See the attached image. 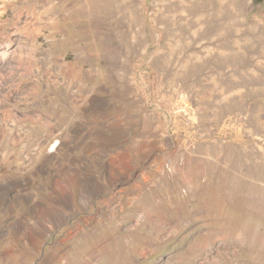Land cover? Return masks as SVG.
Returning a JSON list of instances; mask_svg holds the SVG:
<instances>
[{"label":"rangeland","instance_id":"obj_1","mask_svg":"<svg viewBox=\"0 0 264 264\" xmlns=\"http://www.w3.org/2000/svg\"><path fill=\"white\" fill-rule=\"evenodd\" d=\"M2 76L0 264H264V0H0Z\"/></svg>","mask_w":264,"mask_h":264},{"label":"crops","instance_id":"obj_2","mask_svg":"<svg viewBox=\"0 0 264 264\" xmlns=\"http://www.w3.org/2000/svg\"><path fill=\"white\" fill-rule=\"evenodd\" d=\"M85 186H86V189H91V188H93L94 187V185H93V181L91 182V181H88L86 184H85ZM61 187V191H62V186H60ZM0 189H3V190H5L6 192H9L8 191V188H0ZM23 220V219H22ZM17 228L18 229H20V228H22V236L23 237H29L30 235H31V232H30V227H27V228H25L24 226H21V224L20 223H18L17 224Z\"/></svg>","mask_w":264,"mask_h":264},{"label":"bare ground","instance_id":"obj_3","mask_svg":"<svg viewBox=\"0 0 264 264\" xmlns=\"http://www.w3.org/2000/svg\"><path fill=\"white\" fill-rule=\"evenodd\" d=\"M6 79H7L6 76H2L1 79H0V83H3Z\"/></svg>","mask_w":264,"mask_h":264}]
</instances>
